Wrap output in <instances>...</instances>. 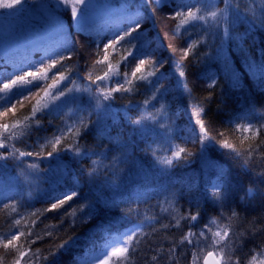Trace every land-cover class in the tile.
<instances>
[{
  "label": "trees",
  "instance_id": "trees-1",
  "mask_svg": "<svg viewBox=\"0 0 264 264\" xmlns=\"http://www.w3.org/2000/svg\"><path fill=\"white\" fill-rule=\"evenodd\" d=\"M107 2L109 14L83 26L73 21L70 10L54 0H25L18 11L0 10V20L23 26L18 31L23 33L19 43L0 51V87L24 70L39 68L41 62L70 56L51 69L47 81L37 82L40 87L31 85L23 94L17 93L6 105L10 108L15 104V111L0 117V123L11 125L15 119L29 115L44 96L43 88L59 72H64L67 79L58 88H72L75 81L76 86L91 90L73 93L75 102L59 109L57 105H62L64 98L50 103L37 113L39 124L33 123L24 136L11 142L20 151L34 155L0 161V236L19 230L27 235L31 227L33 235L28 240L42 237L31 244L34 264H77L143 222L146 235L133 245L135 251L130 253L128 264H191L193 251L203 248L206 255L211 250V233L205 225L216 231L217 227L210 224L215 219L218 225H230L226 251L239 257L240 264H248L264 248V145L250 160L246 153L238 157L221 145L226 139L243 151L264 139V131L255 140L252 133H244L249 139L241 143V133L235 130L236 122L242 123L240 118L245 115L256 124L264 122V88L256 73V67L264 65V0H238L239 19L230 15L227 25L221 22L207 32L197 23L180 34H176L177 20L170 18L178 0H162L160 5L154 0L151 4L146 0ZM215 4L224 7L223 0H215ZM37 8L51 14L57 30L47 28L36 17ZM137 12L141 13L140 28L132 33L131 43L124 41V47L109 48L108 60L97 64L103 58V46L117 34L123 35L125 29L130 30ZM225 27L228 37L224 36ZM201 38L204 42L183 60L185 76L180 77L176 67L180 50L191 40ZM172 48L177 50L175 55ZM140 60L160 61L164 66L157 65L159 71L147 81L136 80L131 73ZM109 63L117 74L96 80L108 70ZM150 70L146 64L137 75H146ZM126 76L132 79V85L125 84ZM213 78L215 86L210 87ZM236 78L239 87H234ZM120 85L132 91L113 92V99L96 106L93 94ZM153 95L155 99H151ZM146 99L150 100L147 105ZM199 109H203L200 118L212 137L203 146L193 142L199 131L193 112ZM3 111L5 107H0ZM149 114L152 119L144 120L142 125L133 123ZM80 120L88 123L75 139L80 154L67 149L73 143L68 138L57 146L65 150L49 157L52 146L48 141ZM178 147L186 150L181 154L183 158L174 159L172 165L163 164L162 160L171 157ZM7 151L11 148H0V152ZM30 163L38 164L39 169H29ZM217 181L222 185L219 199L211 195ZM71 191L78 193L73 200L57 211H44L54 197ZM4 204H16L17 211L5 209ZM73 209L75 215H69ZM197 212L196 221L181 220L179 227L174 226V217ZM16 219H21V225L14 227ZM32 220L36 221L34 226ZM189 229L196 233L203 230L209 239L178 245L175 258L170 260L168 249ZM64 241L68 243L60 248ZM18 243L28 247L24 237ZM154 255L155 261L151 259ZM14 256L11 249L5 251L0 245V264H12Z\"/></svg>",
  "mask_w": 264,
  "mask_h": 264
},
{
  "label": "snow or ice",
  "instance_id": "snow-or-ice-1",
  "mask_svg": "<svg viewBox=\"0 0 264 264\" xmlns=\"http://www.w3.org/2000/svg\"><path fill=\"white\" fill-rule=\"evenodd\" d=\"M54 2L57 5L62 6L67 10H70L73 21H75L76 24L83 26L84 18L88 12L87 9L89 0H54ZM152 2L153 0H146V3L148 4H151ZM154 2L157 5H160L162 3V0H154ZM24 3L25 0H0V10H11L9 13H12V11H18L20 8H22ZM223 4L224 7L220 8L216 6L215 0H195L194 3H184V0H178L177 10L170 17L171 19L177 20L176 34H180L181 30L187 32L189 26L194 27L197 23L203 26L204 31L207 32L209 29L219 26L221 22L227 25L229 23L230 15L236 19L240 18L241 9L238 0H223ZM153 11H155V9H153ZM250 11H252L253 15H255L254 10ZM261 12L262 15H264V8L261 9ZM140 16L141 13L137 12L135 18H132L133 24L131 25L130 30L125 29L123 35L117 34V36L113 37L110 43H106L103 46L104 55L101 60L96 61L97 64H103L105 61L108 60L109 48L115 50L117 45L124 47V45L121 43L124 41L131 43L132 33L138 31L140 28ZM57 26L58 29H60V35L64 38L66 42V37L64 36L62 26L59 25V22H57ZM223 31L225 37H228L230 35L227 27H225ZM203 42L204 41L202 38L197 40H191L187 43L186 48L180 50L182 54L179 60L176 61V67L179 69L180 77L185 76L183 68L181 67L183 60L187 58L190 54H194L197 46ZM133 47H135V45H133ZM125 51L128 52V55H132V52L129 49L125 48ZM176 51L177 50L175 48H172L173 55L176 54ZM66 58L70 59V56H59L58 58H52L47 64L41 62V66L39 68H36L35 70H32L31 68L24 70L23 74L17 75L8 83H3V86L0 87V107H5V111L0 112V117L7 116L9 112L15 111V104H12L10 108L6 107V105L11 103V100L17 95V93L23 94V90L29 88V86L31 85L40 87L37 82L47 81L49 79L48 74L51 69L56 68L58 64H62L63 60ZM126 58L127 57H122V59ZM146 64H148L153 70L148 71L146 75H137L138 73L143 72V67ZM157 65H159V67L164 66L163 63L160 61L140 60L135 70L131 73V77L136 80L147 81L148 77L155 76L157 71H159V68L156 67ZM107 69L108 70L105 71L102 76H97L96 80L110 79L111 74H117L113 72V66L110 63L107 65ZM251 69L252 66H250V70ZM256 73L258 74V79L261 82V87L264 88V65L257 66ZM66 79L67 76L64 72H59L58 76L54 74L51 77L52 82L47 84L46 87L43 88L44 96L41 97L40 100H37L36 104L32 106L31 113L29 115H23L22 117L15 119L11 125L8 123H0V148H11V151L0 152V161H5L9 158L19 159L20 157L24 156H33L34 154L32 152L20 151L18 148H16L15 144L11 142L14 140H18L22 136H24L27 130L31 128L33 123L38 125L39 120L36 119L37 113L42 112L44 109H47L50 103H55L56 101L64 98L63 104L57 105V109H59L75 102L76 97L72 95L73 93H88L91 91L89 88H81L76 86L75 81H72L74 85L72 88H66V90L63 88H58V85L61 83V81ZM88 79H91V74H89ZM132 82V79H128L126 76L125 84L132 85ZM93 83H95V81H93ZM209 86H215V78H213L212 84ZM239 86V79H234V87ZM13 89H15L16 91L14 92ZM52 90H55V92H53ZM117 91L130 92L132 91V88H126L123 85H120V87L118 88L109 89L107 91L100 90L93 94L92 99L95 100L97 107H102L104 106L105 101H110L111 99H113L112 93ZM156 91L158 92L159 88H157ZM27 98L28 97L25 96V99ZM155 98V95L151 97V99ZM149 103L150 100L148 99L144 101L145 105ZM201 111H203V109H199L198 111L193 112V116L196 118L195 123L199 129V131L194 134L195 138L193 142H199L203 146L206 144L207 141L211 140L212 137L209 135L208 129L205 127L202 119L200 118ZM147 119H152L150 114L148 116L142 117L141 119L133 121V123L136 125H142L143 121ZM240 119H243L245 122L240 123L238 120L235 124V130L241 133V143H243L244 140L249 139L248 136L243 135L244 133H252L251 138L255 140L256 137L260 136L261 132L264 131V122H260L259 124L253 123L247 117V115L241 117ZM87 128L88 123H86L84 120H80L78 123H74L68 126L65 132H63L59 136H55L53 139L48 141V144L52 146V151H49L47 155L50 157L56 152L65 150L57 146L60 145L63 140L68 138H71L73 143L71 145H68L67 149L79 155L80 148L77 144H75V139L76 137L81 135L82 130H86ZM220 135L223 136L224 133H221ZM261 145H264V139H260L259 143L256 145L250 144L247 149H244L242 151L241 149L236 148L232 143H229L228 140L225 139L221 146L224 148L231 149L238 157L246 153L248 160H250ZM185 151L186 150L184 148L178 147L177 150L172 153V156L164 158L162 160V163L165 165H172L174 159L183 158L181 154L185 153ZM35 155L39 156L40 154L36 153ZM248 160H245V163H247ZM27 167L32 170L39 169V165L36 163H30L27 165ZM91 174L92 173H90V175ZM221 189V183L219 181L214 182L212 185L211 195L217 199L221 198ZM251 194L252 190L249 189L248 195ZM77 195L78 193L76 191H71L63 193L60 196H56L53 198V202H51L50 208H47L44 211H57L62 208L66 203H68V201L73 200ZM169 206H171V202H169ZM3 207L5 209H11V212L17 211L16 204H4ZM167 210L168 208L163 209V211ZM75 213L76 209H73L68 214L74 216ZM30 215L37 216V213H31ZM236 215L237 214L233 212V216ZM198 218L199 212L195 214L189 213L186 216L182 215L178 218L174 217V226L179 227L181 220H190L194 222ZM148 219L150 220L151 218ZM35 222V220L31 221L33 226L35 225ZM210 224L215 225L217 227L216 231H212V228L209 227V225H205V228L208 230L209 233H211V243L208 244V247L211 250L207 251L206 255H204L203 248H198L197 250L193 251L191 264H200L201 260L203 261V264H240L239 257H234L231 251H226V248L228 247L226 241L229 238L230 225H218L215 219H212L210 221ZM20 225L21 219H16L13 221L14 227ZM161 227L168 228L169 225H161ZM143 228L144 224L142 222L140 225H137L135 228L129 230L125 234L110 240L107 245L110 250L104 251L100 254V256L98 257L99 264H128V261L131 258L130 253L132 251H135L133 245L138 244L140 242V237L146 235V233H144L143 231ZM153 231H156V229L154 228ZM47 234L51 235V233ZM32 235V228L29 227L27 235L23 230H19L10 236H0V245L3 246L5 251L11 249L15 253L12 264H34L35 253L31 251V244L35 243V240L41 239L42 237L36 235L34 240H28L27 238ZM21 237L25 238V242L28 244V247H25L24 243H18L21 241ZM208 239L209 237L206 236L203 230L199 233H196L189 229L188 232L181 236L179 241H174L172 243L171 248L168 249V252L170 254L169 259L171 260L175 258L176 248L178 245H183L185 243L189 245L199 244L201 240L207 241ZM67 243L68 241H64L62 244L59 245V247L63 248ZM159 251H162V249H159ZM258 256L259 259H257ZM151 259L155 261L157 257L154 255ZM248 264H264V248H261L257 255L252 256L251 260L248 261Z\"/></svg>",
  "mask_w": 264,
  "mask_h": 264
},
{
  "label": "rangeland",
  "instance_id": "rangeland-1",
  "mask_svg": "<svg viewBox=\"0 0 264 264\" xmlns=\"http://www.w3.org/2000/svg\"><path fill=\"white\" fill-rule=\"evenodd\" d=\"M107 1L108 0H89L88 9H87L88 12L84 18L83 24L90 23L98 18H102L105 15H108L111 9L109 8ZM35 14L37 18L39 17L40 20L45 22L47 28H50L52 31L57 30L55 26L54 18L46 10L42 8H37ZM21 27L23 26L18 23H11V22L6 23L5 21L0 20V51H4L6 49L12 48L19 43V38H20L19 36L23 34V33L19 34L18 32L20 31L19 28ZM25 33H27V31H25ZM244 122L245 121L243 120L242 123ZM135 227L136 226L128 229L126 232H128L129 230ZM109 250L110 249L106 245L102 251L78 260L77 264H99L98 257L100 256V254L104 251H109Z\"/></svg>",
  "mask_w": 264,
  "mask_h": 264
},
{
  "label": "water",
  "instance_id": "water-1",
  "mask_svg": "<svg viewBox=\"0 0 264 264\" xmlns=\"http://www.w3.org/2000/svg\"><path fill=\"white\" fill-rule=\"evenodd\" d=\"M202 264H203V261H202Z\"/></svg>",
  "mask_w": 264,
  "mask_h": 264
}]
</instances>
